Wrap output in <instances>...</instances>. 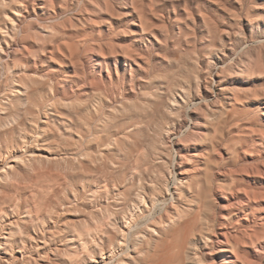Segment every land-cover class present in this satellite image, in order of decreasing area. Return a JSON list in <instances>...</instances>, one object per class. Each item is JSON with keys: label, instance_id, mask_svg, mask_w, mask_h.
<instances>
[{"label": "rangeland", "instance_id": "rangeland-1", "mask_svg": "<svg viewBox=\"0 0 264 264\" xmlns=\"http://www.w3.org/2000/svg\"><path fill=\"white\" fill-rule=\"evenodd\" d=\"M0 42V101L6 78H22V113L52 85L80 110L102 95L99 118L116 120L91 142L101 163H51L23 185L61 195L112 174L132 198L142 182L161 193L155 218L185 209L156 225L144 264H182L183 243L205 264H264V0H0Z\"/></svg>", "mask_w": 264, "mask_h": 264}, {"label": "bare ground", "instance_id": "bare-ground-1", "mask_svg": "<svg viewBox=\"0 0 264 264\" xmlns=\"http://www.w3.org/2000/svg\"><path fill=\"white\" fill-rule=\"evenodd\" d=\"M3 13L15 28L19 15ZM6 32L4 38L9 37ZM2 54L0 42V61ZM6 81L0 101V264H144L146 251L159 231L156 225L165 232L169 228L166 222L175 227L185 211L177 206L171 215L155 218L152 209L160 204L158 188L148 192L140 182L134 197H124V191L115 185L118 178L107 175L103 189L100 178L91 176L94 173L79 187H64L61 195L55 185L22 183L26 173L34 177L51 163L66 161L83 169L84 163L103 161L104 151L91 147V142L100 141L99 134L114 127L116 120L114 113L99 118L105 101L102 95L93 94L91 105L94 101L97 105L80 110L47 85V98L22 113L21 106L29 100L30 81L10 77ZM85 111L87 116H83ZM73 138L79 142L89 138V142L73 148ZM32 145L39 146V152ZM103 197L108 200L100 203ZM201 236L206 241L209 238L203 231ZM191 249L185 243L180 247L182 264L188 256L196 264H205L198 247ZM166 262L163 259L157 264Z\"/></svg>", "mask_w": 264, "mask_h": 264}]
</instances>
